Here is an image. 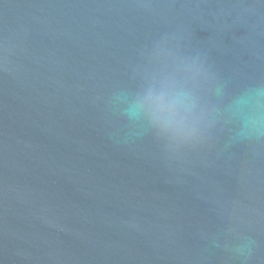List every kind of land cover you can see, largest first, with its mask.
Returning a JSON list of instances; mask_svg holds the SVG:
<instances>
[{"label": "water", "instance_id": "water-1", "mask_svg": "<svg viewBox=\"0 0 264 264\" xmlns=\"http://www.w3.org/2000/svg\"><path fill=\"white\" fill-rule=\"evenodd\" d=\"M164 34L220 111L264 82V0H0V264H264V140L113 135L108 97Z\"/></svg>", "mask_w": 264, "mask_h": 264}, {"label": "clouds", "instance_id": "clouds-1", "mask_svg": "<svg viewBox=\"0 0 264 264\" xmlns=\"http://www.w3.org/2000/svg\"><path fill=\"white\" fill-rule=\"evenodd\" d=\"M131 80V86L113 89L107 99L108 108L124 121L115 136L136 139L146 133L175 158L207 142L222 123L233 125L230 142L264 140V82L249 85L220 111L207 97H222L223 85L204 55L183 53L167 34L142 53ZM251 246L245 238L231 251L244 256Z\"/></svg>", "mask_w": 264, "mask_h": 264}]
</instances>
